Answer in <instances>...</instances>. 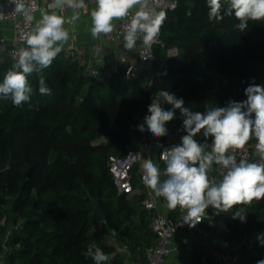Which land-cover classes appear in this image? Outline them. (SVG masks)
I'll return each mask as SVG.
<instances>
[{"label": "trees", "instance_id": "obj_1", "mask_svg": "<svg viewBox=\"0 0 264 264\" xmlns=\"http://www.w3.org/2000/svg\"><path fill=\"white\" fill-rule=\"evenodd\" d=\"M160 10L166 12L160 31L165 46L181 50V56L166 61L167 76L127 77L119 67L112 79L90 81L83 66L60 53L49 68L28 77L32 107L0 99V223L6 208L12 214L2 232L23 221L11 238V264H94L84 255L89 245L110 256L107 264H128L114 241L129 247L132 261H143L156 237L141 197L118 195L110 156L126 153L123 145L130 140L131 126L149 114L148 105L159 90L182 98L193 112H204L206 105L225 107L229 100H246L245 89L253 82L264 85V22H250L242 33L234 14L209 21L206 0H180L174 11ZM155 52L158 62L165 61L162 48ZM12 64L7 55L0 56V82ZM40 75L52 95L39 93ZM175 116L168 130L183 127L179 110ZM107 126H118L120 132L114 134ZM255 143H248L253 152ZM8 166L5 183L2 170ZM93 198L99 199L105 222L93 214ZM235 210L217 214L207 228L226 244L253 237L238 253L245 264H256L264 259L256 236L264 231V199L247 206L246 222L232 219Z\"/></svg>", "mask_w": 264, "mask_h": 264}, {"label": "clouds", "instance_id": "obj_2", "mask_svg": "<svg viewBox=\"0 0 264 264\" xmlns=\"http://www.w3.org/2000/svg\"><path fill=\"white\" fill-rule=\"evenodd\" d=\"M14 12L27 14L25 0H9ZM95 7L89 12L93 39L108 36L116 29L115 21H130L124 25L123 47L135 51L137 42L151 47L158 37L166 19L161 9V0H94ZM209 21H222L233 16L239 21L235 27L240 32L249 28L250 22H264V0H206ZM86 8V0H52L48 7L63 9ZM135 11L133 12V10ZM223 10V14H222ZM191 15V10L186 12ZM29 19H32L29 16ZM80 19L74 12L69 22ZM65 17L57 12L41 10V17L34 28L23 37L25 47L12 53L14 63L0 82V99H11L14 106L31 105L33 88L28 77L49 68L70 39L64 27ZM39 93L52 95L43 75L39 76ZM246 100H229L227 106H205V111L193 112L184 106V100L167 90H159L148 105V115L138 125L139 131H147L154 138L168 134L167 124L173 121L176 110L183 117L181 142L160 153L164 162L163 172L152 158L141 153L131 154V159L140 160L142 181L155 197L163 198L169 210L180 208L183 222L190 227L200 223L211 206L216 214L232 212V219L242 223L247 220V206L264 199V85L251 83L245 89ZM164 105H170L165 109ZM203 134L211 144L198 143L195 137ZM255 139V150L261 162L247 158L237 160L236 153L246 148ZM213 165L220 168L221 178L210 176ZM164 177L163 179L161 177ZM242 206V207H236ZM257 239L264 246V233ZM85 257L94 264H107L110 256L99 247L89 245ZM256 264H264V259Z\"/></svg>", "mask_w": 264, "mask_h": 264}, {"label": "built area", "instance_id": "obj_3", "mask_svg": "<svg viewBox=\"0 0 264 264\" xmlns=\"http://www.w3.org/2000/svg\"><path fill=\"white\" fill-rule=\"evenodd\" d=\"M180 0H161V9L174 11ZM28 6L27 14H18L14 12V5L9 0H0V56L7 55L12 63V53L20 47H25L23 37L29 33L35 26L37 14L41 10L48 12L58 11L67 15L82 11L86 8H94V0H86V8L73 9L66 5L63 9L49 8L48 5L52 0H25ZM135 9L133 10V12ZM29 16L32 19H29ZM131 17L125 21H118L116 29L108 36H104L102 41L119 44V51H115L111 55V62L105 63L103 51V42L96 43L92 46L90 54L87 56L85 51L80 47H74L63 53L64 57L71 62H77L85 68L88 76L97 78L102 77L112 79L114 74L121 67L125 75L138 73L144 70L147 73L156 74L157 76H167L169 67L167 60L181 56L179 47H166L161 34H159L158 42L145 47L140 41L137 42L135 51H127L124 49L123 33L124 25L130 21ZM75 22H70L73 26ZM10 31L12 37L9 38L4 32ZM160 47L164 50L165 61L158 62L156 59V48ZM158 62V68L153 71L155 62ZM145 116H139L136 122L131 126L133 138L127 142L125 147L126 153L122 156L112 155L109 158V171L112 175L114 185L118 195H126L129 197L139 196L142 199V205L147 211L150 224L149 227L156 237V244L146 247L144 251V260L141 262L132 261V255L127 245H121L114 241L117 253L125 256L128 264H166L167 260L173 258L178 253L182 254L181 264H192V258L196 252H202V264H238V250L234 244H225L219 246L214 240L216 234L208 230L209 222L216 217L215 210L210 206L206 211L203 220L195 227H190L183 222L184 212L177 208L169 210L166 207L163 198L155 197L149 188L142 181L143 171L141 168L142 161L131 159V154L141 153L144 158H152L154 162L163 171L165 164L160 160V153L166 148H171L181 142V137L186 133L183 127H174L168 130V134L161 138H154L150 132H141L138 125L144 122ZM195 139L198 143L211 144V138L205 140L203 134H198ZM237 160L247 158L250 161L261 162L257 152H253L250 146L236 153ZM133 170L135 172L133 173ZM214 177L221 178L220 168L215 166ZM6 222V216L0 223V239L2 251L0 252V264H11L10 256L13 247L10 245L11 238L17 232L23 221L12 222L8 228L2 232ZM115 235V232H112ZM180 238L176 241V236ZM15 264H20L16 262Z\"/></svg>", "mask_w": 264, "mask_h": 264}, {"label": "crops", "instance_id": "obj_4", "mask_svg": "<svg viewBox=\"0 0 264 264\" xmlns=\"http://www.w3.org/2000/svg\"><path fill=\"white\" fill-rule=\"evenodd\" d=\"M90 10L91 8H86L82 11H78L80 13V19L75 21L73 26L70 25L69 21L71 20V17L74 13H69L67 15H64L56 11L57 14L65 17L66 23L64 27L69 31V34H70V39L68 43L64 45V49L61 53H64L67 50L74 48V47H80L85 51L86 55L88 56L90 54V51L93 45L99 42H103L104 44L103 55H104L105 63L108 64L111 62V55L115 51L120 52L119 44L102 41V39L104 38L103 35L98 39L92 38L91 33H90V27H91V20H90V15H89ZM40 17H41V11H39L37 14L36 22L40 19ZM117 23L118 21H115L116 25ZM4 33L9 38L12 37V33L10 31H6ZM179 238L180 236L177 235L175 240L177 241ZM214 240L216 241L217 244H219V246H224L226 244L219 235H216ZM235 244H237L238 247H241V245L243 244L245 246V241H243L242 243L237 242ZM200 254H201V258H204L203 253L200 252ZM181 261H182V254L178 253L173 258L168 259L166 264H181Z\"/></svg>", "mask_w": 264, "mask_h": 264}, {"label": "water", "instance_id": "obj_5", "mask_svg": "<svg viewBox=\"0 0 264 264\" xmlns=\"http://www.w3.org/2000/svg\"><path fill=\"white\" fill-rule=\"evenodd\" d=\"M158 68V62L156 61L153 67V71H156ZM146 74V72L144 70H140L138 71V75L144 76ZM88 79L90 81H94L95 78L89 76ZM106 129L114 134H118L120 132V128L118 126H107ZM124 148L127 146V141H124ZM10 167H6L5 169L2 170V173L4 175L5 178V183H8L9 180V172H10ZM35 170V166H32L31 168H29V170L27 171V178L30 179L34 173ZM135 172V170H133V173ZM25 186H23L24 189ZM92 204H93V214L96 215L102 222L106 221V215L101 207L100 201L98 198H93L92 199Z\"/></svg>", "mask_w": 264, "mask_h": 264}, {"label": "rangeland", "instance_id": "obj_6", "mask_svg": "<svg viewBox=\"0 0 264 264\" xmlns=\"http://www.w3.org/2000/svg\"><path fill=\"white\" fill-rule=\"evenodd\" d=\"M134 136H133V134L131 133V135H130V140H132V138H133ZM4 215L5 216H11L12 214H11V212H10V208L8 207V208H6L5 210H4ZM209 223H211V221L209 222ZM261 233H264V231H262V232H259L258 234H261ZM257 234V235H258ZM256 235V236H257ZM254 238L253 237H244L243 238V240H241V242L239 241V243H242L243 241H245V246H249L250 244H252L254 241ZM235 246L237 247V244H235ZM244 246V244L243 245H241V248ZM240 248V249H241ZM239 249V250H240ZM257 253H255V255H256ZM194 258H192V264H198V263H200V264H202V258H201V254L199 253V252H196L195 254H194ZM238 264H245L244 262H243V260L241 261L240 260V257H239V253H238Z\"/></svg>", "mask_w": 264, "mask_h": 264}]
</instances>
